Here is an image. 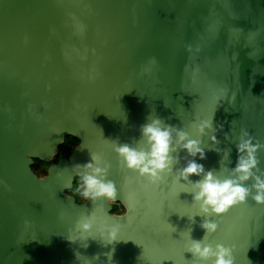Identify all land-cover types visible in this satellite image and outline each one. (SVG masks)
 <instances>
[{"label":"water","instance_id":"water-1","mask_svg":"<svg viewBox=\"0 0 264 264\" xmlns=\"http://www.w3.org/2000/svg\"><path fill=\"white\" fill-rule=\"evenodd\" d=\"M5 1L0 0V67L5 68L4 74L0 72V264H106L103 254L108 251L113 253L112 264H193L180 232L191 227L194 239L202 236L195 223L178 215L191 214L181 208L161 216L173 193L172 177L152 181L125 169L113 150L112 140L135 144L140 126L153 112L178 128L164 58L166 33L164 46L156 34L147 43H133L121 27L100 21L101 15L86 0H47L50 7L60 8L54 14H46L40 0H22L25 7L18 11L8 5L12 0ZM95 1L123 20L137 0ZM67 4L76 8L77 21L72 24L68 20L64 29L60 16L64 15L61 23L67 25ZM163 10L165 30L167 11L174 15L183 58L182 76L175 84L185 113V131L199 137L196 125L202 119H213L219 141L215 145L208 135L202 137L205 159L197 157V162L206 170L217 169L223 152L208 147L230 148V166H235L236 146L228 141L235 100L252 121L251 135L261 145L257 156L264 174V0H163ZM68 29L75 31V36ZM250 29L254 30V46L248 39ZM152 58L155 63L150 62ZM40 106L49 108L61 128L56 143L61 146L68 136L78 138L76 151L97 154L100 162L110 165L109 171L118 172L124 182L123 194L105 198L102 206L99 198L77 203L67 194L54 197L57 195L48 186L50 176L42 178L35 173L33 163L39 157L30 153L27 117L31 108ZM183 157L184 152L180 166ZM114 201L125 205L124 215L112 214ZM261 208L264 204L249 198L215 217L218 229L209 239L233 246L235 264H264ZM78 212L80 217L91 214L97 239L106 226L118 230V241L112 245L95 240L96 247L86 250L89 257L91 250L97 251L98 261L86 256L81 259L83 251L79 249H84V242L74 231ZM155 220V233L148 236L147 226ZM61 229L77 250L64 253L62 263L61 257L54 263L50 257L58 251L57 237H64Z\"/></svg>","mask_w":264,"mask_h":264},{"label":"clouds","instance_id":"clouds-1","mask_svg":"<svg viewBox=\"0 0 264 264\" xmlns=\"http://www.w3.org/2000/svg\"><path fill=\"white\" fill-rule=\"evenodd\" d=\"M150 62L155 63V58ZM196 131L199 137L193 136L184 128L165 123L153 112L147 122L140 126V139L135 144L112 140L113 150L125 169L135 171L152 181L171 176V180L182 189L179 194L192 195L190 205H195L198 211L190 216L178 215L186 216L191 223H195L196 216L204 218L200 227L205 230V234L201 239L192 237L191 227L180 232V238L185 240L186 251L192 253L193 264H235L233 246L213 243L209 237L218 229L215 217L226 213L232 206L244 203L249 198L257 204H264V174H261L257 156L261 145L246 130H241L234 142L237 150L235 166H230V148L208 147L217 153L223 152V155L219 168L206 170L203 164L197 162V157L205 159L202 140L205 135L209 136L212 144L219 143L213 119H202L196 125ZM181 152L186 155L183 157V166H178L181 163ZM226 159L227 163H224ZM72 167L78 178L75 191L86 201L116 197V185L107 179L110 165L100 162L97 154H90L89 161ZM193 175L198 179L192 180ZM172 227L177 231L176 227ZM94 228L91 214L76 221L74 231L79 234L77 239L84 242V247L88 246L89 239L98 240L104 246L118 241V230L115 227L106 226L99 239L92 235ZM105 238L107 243L104 242ZM103 255L107 258L106 264H112V251ZM93 258L97 261L100 259L99 255Z\"/></svg>","mask_w":264,"mask_h":264},{"label":"rangeland","instance_id":"rangeland-1","mask_svg":"<svg viewBox=\"0 0 264 264\" xmlns=\"http://www.w3.org/2000/svg\"><path fill=\"white\" fill-rule=\"evenodd\" d=\"M72 2V0H66ZM88 3L92 4L95 10L102 16H100V21H107L112 22L116 24L119 28L121 27V32L123 35L129 37V41H132L133 43L137 44H143L147 43L151 40L152 37L156 35L160 36L162 39V44L164 46V37L166 33V42H165V52H164V58L166 61V68L170 75L171 80V90L173 92V98L176 104V111L178 114V128H184L186 130V120H185V113L182 109V101L179 98L178 92H177V86L175 84L176 80H179L182 76L181 72V66H183V58L181 60V54H180V46L178 41V36L176 32V25L174 21V15L171 10L169 12L167 11V21H166V30H165V11L163 10V0H137L134 5H131V14L129 17L122 19H118L116 13L111 11L108 7L103 6L102 4L96 2L95 0H86ZM6 3L9 1L6 0ZM171 2V1H169ZM41 6L43 7L46 12V14H54V11H59L60 8L50 7L47 0L44 2V0H40ZM11 8L15 11H18L17 9L20 7H25V5L22 3V0H12L10 4ZM73 4H67V10L70 12V15L65 16L67 20V25H65L62 22L63 14L60 16V24H63V28H68L69 22L72 24H75L77 21L76 18V8L72 6ZM66 8V7H65ZM62 10V9H61ZM75 12V13H74ZM66 15V14H65ZM39 15L36 13V21H40L37 19ZM70 16V17H69ZM105 19V20H104ZM69 20V22H68ZM129 20V22H126ZM130 25H129V24ZM70 27V26H69ZM126 27H130L126 29ZM134 29V30H133ZM69 34L75 36L76 32L72 29L67 30ZM140 47H143L141 45ZM144 50H140V53ZM42 63L38 65L39 69L41 67ZM18 70H22L20 66L17 67ZM183 71V70H182ZM0 72L4 74L5 68L3 66L0 67ZM229 74L232 78V81L236 82L234 73L231 69H229ZM3 84V83H1ZM0 84V85H1ZM161 84L163 87V102L165 104L167 98H166V75L165 71L162 72L161 75ZM237 87L240 89L239 84L237 83ZM3 88V86H1ZM1 97H4V92H2ZM233 106V114L231 115L229 124H228V141L231 145L235 146V140L238 137L241 130H246L250 135L252 134V121L251 119L245 114L241 104L238 101L232 102ZM28 122V129L32 138V147H31V155L33 157H39V159H34L33 163V169L35 173L39 177H45L50 176L49 181V188L51 192L55 193L57 197L59 198V193L67 194L77 203H82L85 199L80 196L78 193H76L75 188L78 184V178L74 175V169L73 165L79 163L83 164L90 160V155L87 152L86 149L77 150V147L79 146V141L76 139V137L68 136L64 138V143L60 146L58 139L61 138L60 134V126L58 122L53 119V115L50 114L49 108L46 106H40L36 108H31L30 115L27 117ZM252 136V135H251ZM181 160H182V152L179 153ZM186 153H184V156ZM46 160H43V159ZM184 163V160H183ZM181 165V163H180ZM178 165V166H180ZM196 176H192L191 179L195 180ZM107 179L112 180L117 188L116 196H120V194H123L122 185L123 181L118 176V172L116 170H110L108 171V177ZM173 193L170 195V198L167 200L166 206L161 213L162 218L165 217L168 213H170L173 209H181L185 208L186 211L189 212V214H194L196 211H198L197 207L195 205H190L192 203V195L189 193H180L182 190L180 185L173 182ZM105 198H99V206L103 205V200ZM112 204V214L114 215H124L126 213V209L122 207L118 203ZM68 212V210H67ZM72 212V211H71ZM73 215V213H72ZM75 216H78L79 219L83 218L80 217L79 212L75 214ZM73 215V217H75ZM203 217L196 216L195 217V229L198 230L199 234L203 237L205 234V230L200 227L201 223L203 222ZM158 220L154 221V224L148 225L146 229V234L148 236L153 235L155 232L154 227L157 225ZM56 229L60 230L59 225L55 226ZM62 234L64 237L61 238V236L57 237L56 244L58 245V251L55 250L54 255H52L50 258L54 263L56 261L58 262L59 257L60 263H62L63 254H67L69 252V255L72 254L71 251L77 250V248L70 244L72 243L67 235V232L64 229H61ZM94 236V234L92 233ZM90 241H87L88 246L84 247V244H82V247L84 249H79V251H83V253L80 255L81 259L82 257L93 258V256H96L97 251L94 249L91 250L88 256V252L86 250H89L93 245L95 246V240L89 239ZM68 249V250H67ZM74 252V251H73ZM253 264L254 261H253Z\"/></svg>","mask_w":264,"mask_h":264},{"label":"bare ground","instance_id":"bare-ground-1","mask_svg":"<svg viewBox=\"0 0 264 264\" xmlns=\"http://www.w3.org/2000/svg\"><path fill=\"white\" fill-rule=\"evenodd\" d=\"M186 9H187V1H186ZM185 9V11H186ZM188 13V11H187ZM245 31L247 32V26H245ZM253 29H250L249 32H248V39H249V43L252 44V46H254V33H253ZM260 214L263 215L264 214V208H261L260 209Z\"/></svg>","mask_w":264,"mask_h":264},{"label":"crops","instance_id":"crops-1","mask_svg":"<svg viewBox=\"0 0 264 264\" xmlns=\"http://www.w3.org/2000/svg\"><path fill=\"white\" fill-rule=\"evenodd\" d=\"M45 177H46V176H45ZM85 202H87V201L84 200L82 203H85ZM117 202L121 203V204L123 205L122 207H124V208L126 209L125 205H124L121 201H114L113 203H117Z\"/></svg>","mask_w":264,"mask_h":264},{"label":"flooded vegetation","instance_id":"flooded-vegetation-1","mask_svg":"<svg viewBox=\"0 0 264 264\" xmlns=\"http://www.w3.org/2000/svg\"><path fill=\"white\" fill-rule=\"evenodd\" d=\"M76 139H78V138H76ZM78 141H79L78 143L80 144V140L79 139H78ZM117 203L120 204L121 206H123L121 203H119V202H117Z\"/></svg>","mask_w":264,"mask_h":264}]
</instances>
